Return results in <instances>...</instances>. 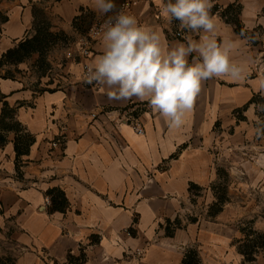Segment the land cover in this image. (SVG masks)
I'll return each mask as SVG.
<instances>
[{
	"label": "crops",
	"instance_id": "1",
	"mask_svg": "<svg viewBox=\"0 0 264 264\" xmlns=\"http://www.w3.org/2000/svg\"><path fill=\"white\" fill-rule=\"evenodd\" d=\"M124 1L112 0L109 15ZM129 1L135 2L130 15L155 29L163 44L185 41L173 37L181 31L178 21L162 15L167 0ZM210 3L218 42L233 43L232 60L243 66V77L205 81L194 109L174 129L147 101L109 99L106 88L86 82L77 51L87 32L107 19L93 11L92 0H0V59L34 37L41 19L54 38L43 55L0 65V97L35 139L20 170L15 133H5L0 146V260L182 264L197 250L200 264H247L240 226L249 218L253 230L264 233V116L249 104L254 95L264 98V0ZM235 17L242 32L228 21ZM91 50L90 65L103 52L102 37ZM124 110L143 135L122 122ZM222 172L232 178L230 201L214 216L209 206L200 212L190 184L215 200L210 187ZM52 189L65 193V212L49 211ZM255 263L264 264V250Z\"/></svg>",
	"mask_w": 264,
	"mask_h": 264
},
{
	"label": "clouds",
	"instance_id": "2",
	"mask_svg": "<svg viewBox=\"0 0 264 264\" xmlns=\"http://www.w3.org/2000/svg\"><path fill=\"white\" fill-rule=\"evenodd\" d=\"M211 7L210 0H167L162 15L192 35L165 45L155 29L139 25L134 16L109 15L116 8L112 0H92L93 11L107 19L103 52L87 69L86 82L106 88L109 99L147 101L170 128H180L205 81L243 77V66L232 60L233 43L218 42Z\"/></svg>",
	"mask_w": 264,
	"mask_h": 264
},
{
	"label": "trees",
	"instance_id": "3",
	"mask_svg": "<svg viewBox=\"0 0 264 264\" xmlns=\"http://www.w3.org/2000/svg\"><path fill=\"white\" fill-rule=\"evenodd\" d=\"M229 23L233 24L235 26V29L237 32H242V26L239 20L235 17L233 19H228ZM37 32L36 35L32 38H26L22 41H20L14 48L9 49L6 53H4L0 59V65L3 64H17L20 62H23L26 60L32 53L34 52H40L41 55H43L45 48L48 47V44L50 41H52V36L46 34V29L43 24V19L40 20V25L36 27ZM5 96L0 97V102L2 103V111L0 115V146L3 145L6 142L5 133L8 132H14L15 133V140H14V146L16 151V166L18 170H20L21 167V158L28 154L30 151V147L34 143V137L22 126L21 123H19L16 120V109L13 107H10V105L4 100ZM258 105L261 104L264 106V98L261 95H254L251 99L250 103ZM248 104V105H249ZM247 107V106H246ZM246 107L241 109L240 111L244 110ZM135 114V113H134ZM260 116H262L260 114ZM260 133H264V120L262 119V122L259 125ZM190 191H193L194 189L200 190L201 188L195 184H190L189 187ZM47 196L50 201L49 205V211L50 212H65L68 209L69 203L65 196V193L61 191L60 189H52L47 192ZM216 198L218 199L217 203L219 204V208L215 213H211L210 215L214 216L217 213H219L223 206L226 204V200L222 197H218L216 195ZM211 209V207H210ZM174 224L177 226L179 223L176 221ZM170 222L166 225V232L168 235H173L174 230L170 229ZM256 235H258L259 238L263 239L262 242L259 245H256L258 249L264 250V233L254 232ZM258 244V243H257ZM240 253L245 256L244 259L246 261H255V258L248 260L247 254L242 251V248L240 246ZM256 251L254 252V254ZM253 254V255H254ZM198 255L194 250H190L186 253L182 264H198Z\"/></svg>",
	"mask_w": 264,
	"mask_h": 264
},
{
	"label": "rangeland",
	"instance_id": "4",
	"mask_svg": "<svg viewBox=\"0 0 264 264\" xmlns=\"http://www.w3.org/2000/svg\"><path fill=\"white\" fill-rule=\"evenodd\" d=\"M4 19L5 17L3 15L2 16L0 15V23ZM257 30L259 32H262V28L260 27H258ZM259 106H262V105L259 104ZM258 108H259V114L264 116V110H261L260 107ZM231 182H232V178L230 177L229 173L222 172L220 174V181L213 183L210 187L211 191L215 195V200H212V197L208 198L207 196H205L206 194L204 193L202 189L200 190L194 189L193 190V194H194L193 201L195 203V206L198 207L200 212H202V210L206 209V207L209 206V211H211V213H215L217 209L219 208V204L217 203L218 199L216 198V195L219 198L223 197L226 200L225 203H228L230 201V198L228 197V193H229V188L231 186ZM254 232L255 231L253 230L252 220H250L249 218L245 219L242 225L240 226V234H241L240 240L241 241H239L238 239V242H240L242 251L247 254L248 260L255 258V261H246V259H244V262H246L247 264H256L255 263L256 256L258 255L260 256V254H262V251H263L262 249L257 250L256 248L258 247L256 245H259L263 239L259 238L260 236L258 237V235H256ZM194 251L197 253V250H194ZM255 251L256 253L254 254ZM198 261H199L198 264H200L201 261L199 257H198ZM0 264H12V262L10 258H2L0 260Z\"/></svg>",
	"mask_w": 264,
	"mask_h": 264
},
{
	"label": "built area",
	"instance_id": "5",
	"mask_svg": "<svg viewBox=\"0 0 264 264\" xmlns=\"http://www.w3.org/2000/svg\"><path fill=\"white\" fill-rule=\"evenodd\" d=\"M135 5V2L129 1V0H125L121 6V10L124 13L130 14V9ZM105 21V20H104ZM104 21L98 22L96 23L85 35V38H83L80 42V46L78 48L77 51V55L84 60V63L82 65L83 67V72H84V78L86 80V75H87V69L89 68V66H91L88 63L89 58L92 55V50H91V44L92 42H95L97 39L102 37V25L104 23ZM173 37L174 38H178V39H185L184 34L181 31H177L173 33ZM68 57H72L74 56V52L73 51H69L67 53ZM93 86L97 87V84L92 83ZM99 89V88H98ZM131 111V110H130ZM126 116L127 113L129 112V110H124ZM93 117L96 116V114H92ZM132 117L131 116H127L126 118H124L122 120L123 123L125 124H131L134 131L138 134V135H143L144 134V128L141 126L140 123L138 122H133L131 121ZM58 143L54 142L53 146H57ZM140 254V253H139Z\"/></svg>",
	"mask_w": 264,
	"mask_h": 264
}]
</instances>
